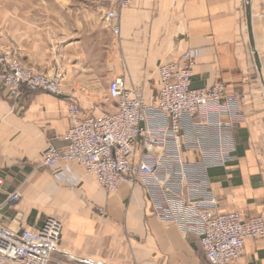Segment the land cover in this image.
Masks as SVG:
<instances>
[{
	"label": "crops",
	"instance_id": "1",
	"mask_svg": "<svg viewBox=\"0 0 264 264\" xmlns=\"http://www.w3.org/2000/svg\"><path fill=\"white\" fill-rule=\"evenodd\" d=\"M255 68L245 0H131L117 11L118 35L102 18L103 0H0V54L62 77V94L22 89L10 98L0 84V204L16 189L19 203L0 207V227L14 235L61 224L52 258L63 264H207L198 237L158 220L146 193L121 184L106 194L75 163L48 169L42 156L60 151L69 128L68 103L95 118L111 113L109 81L124 78L150 102L159 88L155 67L197 51L191 86L223 84L240 96L244 121L233 129L236 160L207 171L215 213L264 217V0H249ZM193 161V153H183ZM233 264H264V237L249 240Z\"/></svg>",
	"mask_w": 264,
	"mask_h": 264
},
{
	"label": "built area",
	"instance_id": "2",
	"mask_svg": "<svg viewBox=\"0 0 264 264\" xmlns=\"http://www.w3.org/2000/svg\"><path fill=\"white\" fill-rule=\"evenodd\" d=\"M102 22L118 35L117 11L131 0H103ZM197 51L182 55L179 63L160 61L155 67L159 88L148 102L143 89L124 78L108 83V98L115 110L95 118L82 114L70 101V121L58 151L49 146L42 156L48 169L58 163H75L94 177L106 194L126 184L146 193L154 216L174 223L183 236L194 235L207 264H233L249 240L264 237V217L246 218L234 211L217 214L207 171L236 160L233 129L243 123L240 96L227 94L223 84L195 89L191 86ZM60 75H42L24 68L9 52L0 54V84L10 98L22 89L62 94ZM193 153L186 161L183 153ZM4 179L0 176V191ZM18 189L7 193L0 207L13 209ZM61 224L48 219L36 232L14 235L0 227V264H63L52 258Z\"/></svg>",
	"mask_w": 264,
	"mask_h": 264
},
{
	"label": "water",
	"instance_id": "3",
	"mask_svg": "<svg viewBox=\"0 0 264 264\" xmlns=\"http://www.w3.org/2000/svg\"><path fill=\"white\" fill-rule=\"evenodd\" d=\"M245 17H246V29H247L250 47H251L252 54H253V60H254L255 68L257 70L258 75L261 76L262 75L261 74V66H260V63L258 60V56L255 52V48H254L253 40H252V36H251V15H250L249 0H245Z\"/></svg>",
	"mask_w": 264,
	"mask_h": 264
},
{
	"label": "rangeland",
	"instance_id": "4",
	"mask_svg": "<svg viewBox=\"0 0 264 264\" xmlns=\"http://www.w3.org/2000/svg\"><path fill=\"white\" fill-rule=\"evenodd\" d=\"M17 60V59H16ZM18 61V60H17ZM19 62V61H18ZM20 63V62H19ZM21 64V63H20ZM22 65V64H21ZM23 66V65H22ZM24 68H26V69H28V70H31V71H33L32 69H30V68H27V67H25V66H23ZM33 72H35V71H33ZM35 73H37V72H35ZM38 74H40V73H38ZM43 75V74H42ZM107 96H108V91H107ZM114 112V111H113ZM112 113V112H111ZM81 168V167H80Z\"/></svg>",
	"mask_w": 264,
	"mask_h": 264
},
{
	"label": "bare ground",
	"instance_id": "5",
	"mask_svg": "<svg viewBox=\"0 0 264 264\" xmlns=\"http://www.w3.org/2000/svg\"><path fill=\"white\" fill-rule=\"evenodd\" d=\"M101 116H103V115H101ZM101 116H99V117H101ZM98 118V117H97ZM65 135V134H64ZM64 137V136H63ZM59 222V221H58ZM56 249H57V246H56Z\"/></svg>",
	"mask_w": 264,
	"mask_h": 264
}]
</instances>
